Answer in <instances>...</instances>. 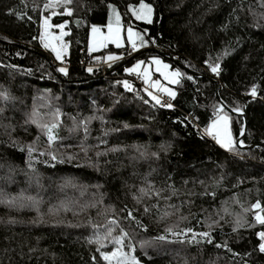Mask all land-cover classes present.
Here are the masks:
<instances>
[{"label":"trees","instance_id":"obj_1","mask_svg":"<svg viewBox=\"0 0 264 264\" xmlns=\"http://www.w3.org/2000/svg\"><path fill=\"white\" fill-rule=\"evenodd\" d=\"M45 3L0 0V264H108L101 253L121 247L140 264H264L257 250L264 226L252 208L264 205V0H145L153 23L131 17L128 6L139 0H74L71 17L51 21H67L59 64L39 36L42 16L62 9ZM109 4L123 26L147 33L137 56L125 48L87 51ZM226 49L217 76L205 61ZM155 51L199 77L186 79ZM109 53L121 58L98 67ZM151 57L184 73L172 86V108L156 105L139 78L124 73ZM253 86L256 98L248 95ZM215 94L227 109H242L240 144L249 149L225 151L204 135L226 113ZM227 115L236 140L243 118ZM52 123L50 145L41 125ZM169 228L209 232L212 243H189L191 235L172 236ZM122 232L129 233L123 246L115 243Z\"/></svg>","mask_w":264,"mask_h":264},{"label":"snow or ice","instance_id":"obj_2","mask_svg":"<svg viewBox=\"0 0 264 264\" xmlns=\"http://www.w3.org/2000/svg\"><path fill=\"white\" fill-rule=\"evenodd\" d=\"M74 0H50L49 3L44 4V9H55V8H61L62 10L60 12H57L55 10L51 11L50 15L42 16V23H41V28L43 29L42 32L40 33L39 39L43 46L45 48L51 47L52 51L55 52L56 54V59L57 60H62V57L64 53L66 52V49L68 45L66 43H63V38L69 33L65 31L67 28V21L63 23H57L54 24L52 23V18L57 16V15H62V16H68L71 17L73 15V9L71 5L73 4ZM109 9L111 13L115 16V28L113 27L112 20L110 18L109 23L107 25L108 32L107 34H101L102 39L99 40V45L103 47H107L109 43L115 44L116 47H123L124 46V37L121 35V24H120V19H121V14L117 11L116 7L109 4ZM128 11L132 13V16L136 20H143L146 21L147 23H153V8L151 4L145 3V0H139L138 6H132L129 5ZM56 28L59 29V35H54L52 33V29ZM91 32L93 36L97 33H101V29L93 26L91 28ZM147 33L145 32L144 35H142L138 31H134L133 26L131 24L128 25L127 27V43L131 45V49L133 52L138 51L142 47H146L149 43L148 40H145V35ZM52 41H57L60 42L59 46L57 47L56 44H53ZM152 43H155L154 40L151 41ZM97 47L96 43L90 42L89 45V51H95ZM231 49H226L220 56H218L215 61H205L207 64L208 69L215 75H220L222 71V66L221 63L219 62L220 59H222L224 56L230 55ZM121 57H117L114 55H109L105 57L106 61H113L116 59H120ZM144 61H138L132 68L126 69L127 72L132 73V72H139L141 70V66L144 65ZM151 64L156 66V71L160 73L162 77H164L165 80H168L169 83L172 84H179L181 82V78L184 77V73L180 72L179 70L169 72V65L163 63L160 59L153 57L151 59ZM58 71L62 73H67V70L65 68H60ZM89 71H92V69H89ZM142 78L147 85L145 88V92L147 95L150 97L151 101H154L156 105H162V100L161 97L154 94L155 92H160V93H165L169 97L174 98L176 95V92L173 91L171 88H168L161 84L160 80H152L151 79V73L149 67H144L142 70ZM186 79L188 80H193L192 76H187ZM124 87L128 90H131V85L127 82L124 81ZM152 89V90H149ZM253 98L257 97V88L256 86H253L248 93ZM149 101H145V103H148ZM162 106L172 108L173 105L168 102H164ZM232 111L237 112V113H242L241 108H233ZM217 113L222 112L221 108L216 109ZM228 121L229 117L225 113L223 116H217V119L213 121V123L209 126L208 129H206V132L208 135H213L215 132L216 135V141L218 144L221 145V147H224L228 149L229 151H232L235 147L236 144L231 136L229 127H228ZM222 122V123H221ZM43 129L47 131L48 134V142L51 145L54 140L56 139V136L54 135V130L58 127L56 123L52 124H43L41 125ZM127 127V125H125ZM86 130V129H85ZM244 129H241V135L244 134ZM242 144L243 142L240 141ZM34 151L33 148L29 147L28 152L31 155V153ZM99 155V153H98ZM52 159H56V157L53 155ZM142 193H144V189L140 190ZM253 209H259L260 211L256 212L254 215V220L255 223L261 226H264V205L261 204V202H257L252 205ZM147 211V209H146ZM247 211V209L245 210ZM128 218L134 220V216L132 212L128 213ZM116 220H111L109 221V224H116ZM241 221H237V224H241ZM235 230V229H234ZM166 233L171 234L172 236H189L191 235V239H189L187 242L189 243H199L201 240L206 241L207 243H212L211 235L209 232H202V233H192V229H187L186 232H176L172 228L166 229ZM112 235V229L109 227L106 229V237H110ZM129 236V233L127 232H122L121 236L115 237V243L118 245L123 246L124 245V240ZM258 236V244H257V250L260 253H264V230L259 231L257 233ZM99 239V238H98ZM157 240H166L167 236L166 235H161L159 237H156ZM90 243L92 241H89ZM151 241H144L143 245H148L150 244ZM217 247H227V245H216ZM128 247L131 249V245H128ZM101 258L108 262V264H112L113 260L116 261V264H140V261L135 257L131 256L128 253H125L121 248H117L115 251H112L110 253H101ZM95 260V257L93 258Z\"/></svg>","mask_w":264,"mask_h":264},{"label":"rangeland","instance_id":"obj_3","mask_svg":"<svg viewBox=\"0 0 264 264\" xmlns=\"http://www.w3.org/2000/svg\"><path fill=\"white\" fill-rule=\"evenodd\" d=\"M47 2L49 3L50 2V0H47ZM132 6H138V3H135V4H132ZM129 7V6H128ZM130 13V15H131V17L135 20V21H138V22H141V23H147L146 21H143V20H136L133 16H132V13L131 12H129ZM110 18H111V20H112V23H113V27L115 28V16L111 13V11H110V9H109V7H108V18H107V23H106V25L103 27V28H100V27H98V28H100L101 29V33H97V34H95V36H93V34H92V32H91V29H90V31H89V35H88V42H87V51L88 52H90L89 51V45H90V42H92V43H96L97 44V47H96V50L95 51H91V53H97V52H99V51H101V50H103V49H106V48H108V47H112V48H114V49H123V48H125V49H130L131 48V45L130 44H128L127 43V27L128 26H123L122 25V23H121V19H120V24H121V35L124 37V46L123 47H116V45L115 44H112V43H109L108 45H107V47H103V46H100L99 45V40L100 39H102V35L101 34H107V32H108V28H107V25H108V23H109V20H110ZM41 23H42V21H41ZM42 28H41V31H40V33L42 32ZM52 33L54 34V35H59V32H60V30L59 29H56V28H53L52 30ZM134 31H136V30H134ZM52 43L53 44H56L57 45V47L59 46V43L60 42H57V41H52ZM63 43H66L65 42V40H64V38H63ZM67 44V43H66ZM40 46H41V48L43 49V50H45L46 52H48L50 55H51V57H52V59L54 60V63L55 64H59L60 62H62V60H63V57L65 56V54H66V52H67V49H66V52L64 53V55H63V57H62V60H57L56 59V54H55V52H53L52 51V49H51V47H49V48H45L44 46H43V44L41 43V41H40ZM141 50V48L138 50V51H135V52H133L131 55H134V54H136V53H138L139 51ZM109 55H114V53H109L108 55H106L105 57H107V56H109ZM114 56H116V55H114ZM104 57V58H105ZM153 57H151V58H149L147 61H144L145 63H144V65H142L141 66V70L139 71V72H132V73H129V72H127L126 71V69H129V68H132L138 61H136V62H134L133 64H131L130 66H128V67H124V73L125 74H132V75H136L138 78H139V80L142 82V84H143V89H144V91H145V88L147 87V85L145 84V82H144V80H143V78H142V70H143V68L144 67H149V69H150V73H151V79L152 80H154L153 79V76H156V80H160L161 81V84H163L164 86H166V87H168V88H171L173 91H174V89L172 88V86H174L175 84H172V83H169V81L168 80H165L164 79V77H162L161 75H160V73L159 72H157L155 69H156V66L155 65H152L151 64V59H152ZM156 58H158V59H160L161 61H162V59L161 58H159V57H156ZM118 60V59H117ZM141 61V60H140ZM115 62V61H114ZM113 62H110V61H106L105 59H104V61L102 62V63H100V62H98V65H104V66H108L109 64H112ZM163 63H165V62H163ZM165 64H168V63H165ZM97 65V66H98ZM168 71L169 72H172L171 70H170V68L168 69ZM174 71H176V70H174ZM149 90H152V89H149ZM152 91H154V94L155 93H157V92H155V90H152ZM167 98H172V97H169L167 94H165V93H163ZM224 114H219V116H223ZM217 119V116H216V118L214 119V120H216ZM213 120V121H214ZM213 121L208 125V126H206V128L203 130V132H204V135L205 136H207L208 138H210V139H212L214 142H215V144H217L220 148H222L223 150H225V151H229L228 149H226V148H224V147H221V145L220 144H218L217 143V141H216V135H215V132L213 133V135H208L207 134V132H206V129H208L209 128V126L213 123ZM222 123V122H221ZM228 127H229V122H228ZM229 130H230V127H229ZM230 133H231V131H230ZM231 136H232V134H231ZM232 138H233V136H232ZM234 140V139H233ZM236 140H234V142H235ZM241 145V144H240ZM31 182H32V184L34 185V179H33V181H32V179L31 180H29L28 182H26V185L27 186H29V185H31ZM36 187V186H35ZM67 187V186H66Z\"/></svg>","mask_w":264,"mask_h":264},{"label":"water","instance_id":"obj_4","mask_svg":"<svg viewBox=\"0 0 264 264\" xmlns=\"http://www.w3.org/2000/svg\"><path fill=\"white\" fill-rule=\"evenodd\" d=\"M157 52V51H155ZM157 54L162 57V58H166L168 60H170L172 63L176 64L179 68H181L184 72H186L188 75L192 76V77H199L198 75H196L195 73L191 72L190 70L182 67L180 64H178L175 60H173L171 57H169L168 54H165V53H160V52H157ZM138 54H134V57L137 56ZM50 67L52 69V66L50 64ZM215 97L216 99L219 101L220 105L222 106V108L224 109V111L229 114V115H233V116H241L243 118V129L245 130V118L243 115H241L240 113H237V112H234V111H231L229 109H227L221 102L220 100L218 99V95L215 94ZM245 133V131H244ZM244 135V134H243ZM243 135H241V133L239 134L238 138L236 139L235 141V144H236V148L239 149V150H246V149H249L250 147H244L242 145H240V140L241 138L243 137Z\"/></svg>","mask_w":264,"mask_h":264},{"label":"built area","instance_id":"obj_5","mask_svg":"<svg viewBox=\"0 0 264 264\" xmlns=\"http://www.w3.org/2000/svg\"><path fill=\"white\" fill-rule=\"evenodd\" d=\"M128 53H129V54H132V53H133V51H132L131 48L128 49ZM91 67H93V66H91ZM98 67H104V65H102V66H101V65H98ZM89 68H90V67H89ZM153 79L156 80V79H157L156 76H153ZM155 94L161 97L162 105H163L164 102H168V103H169L168 98H167L163 93L157 92V93H155ZM162 105H158V106H159V107H162V108H167V107L162 106Z\"/></svg>","mask_w":264,"mask_h":264},{"label":"crops","instance_id":"obj_6","mask_svg":"<svg viewBox=\"0 0 264 264\" xmlns=\"http://www.w3.org/2000/svg\"><path fill=\"white\" fill-rule=\"evenodd\" d=\"M117 60V59H116ZM116 60H113V61H110V62H114V61H116Z\"/></svg>","mask_w":264,"mask_h":264}]
</instances>
